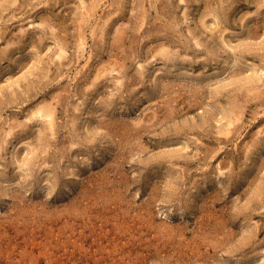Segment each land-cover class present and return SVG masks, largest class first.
<instances>
[{"label":"rangeland","instance_id":"rangeland-1","mask_svg":"<svg viewBox=\"0 0 264 264\" xmlns=\"http://www.w3.org/2000/svg\"><path fill=\"white\" fill-rule=\"evenodd\" d=\"M0 264H264V0H0Z\"/></svg>","mask_w":264,"mask_h":264},{"label":"bare ground","instance_id":"bare-ground-1","mask_svg":"<svg viewBox=\"0 0 264 264\" xmlns=\"http://www.w3.org/2000/svg\"><path fill=\"white\" fill-rule=\"evenodd\" d=\"M164 53V52H163ZM168 54V53H167ZM167 54H164V55H167ZM250 78V77H249ZM253 79V78H252ZM252 81V83L251 84H253V80H251ZM250 81V82H251ZM254 85V84H253ZM46 107V106H45ZM37 111V110H36ZM160 111V110H159ZM36 113V112H35ZM37 113L39 114V115H41V116H46V117H48V118H50L51 119V122H52V124H55V121L57 120V118L55 117V115H54V112H53V110L52 109H45L44 110V108H41V109H39L38 111H37ZM158 113V112H157ZM237 113V112H236ZM235 113V114H236ZM244 113V112H243ZM159 115V114H158ZM232 115V114H231ZM38 116V115H37ZM233 117V116H232ZM239 117V116H238ZM157 118H158V116H157ZM230 118V117H229ZM240 118V117H239ZM230 120V119H229ZM232 123L233 121H229V123ZM235 122V121H234ZM234 124V123H233ZM230 125V124H229ZM218 180V179H217Z\"/></svg>","mask_w":264,"mask_h":264}]
</instances>
